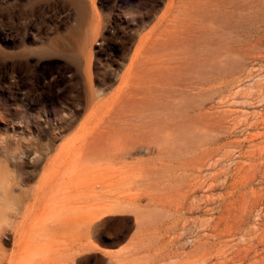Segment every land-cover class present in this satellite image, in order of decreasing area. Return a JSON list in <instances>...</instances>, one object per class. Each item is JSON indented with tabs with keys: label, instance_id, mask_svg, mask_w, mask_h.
<instances>
[{
	"label": "rangeland",
	"instance_id": "374dc122",
	"mask_svg": "<svg viewBox=\"0 0 264 264\" xmlns=\"http://www.w3.org/2000/svg\"><path fill=\"white\" fill-rule=\"evenodd\" d=\"M86 2L77 65L71 4L0 0V146L99 207L69 264H264V0Z\"/></svg>",
	"mask_w": 264,
	"mask_h": 264
},
{
	"label": "bare ground",
	"instance_id": "6f19581e",
	"mask_svg": "<svg viewBox=\"0 0 264 264\" xmlns=\"http://www.w3.org/2000/svg\"><path fill=\"white\" fill-rule=\"evenodd\" d=\"M39 1L53 0H34V4ZM60 1L75 8L77 24L67 34L52 38L37 53L72 58L79 65L82 57L81 33L89 7L86 0ZM126 74L120 81L125 86L131 79L130 72ZM32 154L27 153L28 156ZM20 159L7 147L0 146V264H48L52 250H64L61 260L63 264H69V258L86 247L83 242L86 235L96 232L99 207L96 202L81 200H43L39 193H43L49 178V165H45L34 186V163L31 160L24 163ZM26 167L31 170H26L27 177H24ZM10 233L11 242L8 237ZM66 240L69 244L61 247Z\"/></svg>",
	"mask_w": 264,
	"mask_h": 264
}]
</instances>
